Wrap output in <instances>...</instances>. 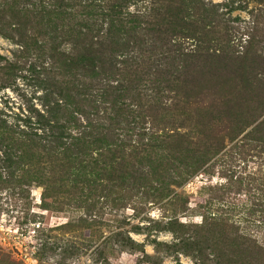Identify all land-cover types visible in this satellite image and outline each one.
I'll return each mask as SVG.
<instances>
[{
    "label": "rangeland",
    "instance_id": "1",
    "mask_svg": "<svg viewBox=\"0 0 264 264\" xmlns=\"http://www.w3.org/2000/svg\"><path fill=\"white\" fill-rule=\"evenodd\" d=\"M59 1L0 0V264H264V108L235 135L222 132L219 113L264 98V0H63L65 28L120 51L117 68L99 77L65 76L41 36L17 34V18L50 33L38 12ZM111 13L120 19L111 23ZM123 70L141 84L145 117L135 131L126 116L107 130L106 118L136 101L90 97L115 87ZM57 125L62 145L26 148L31 138L51 141ZM212 135L224 141L218 153ZM176 140H187L184 154L205 156L193 176L191 161L176 164L186 155L168 160ZM148 142L155 160L130 174L136 180L91 171L99 154L122 157Z\"/></svg>",
    "mask_w": 264,
    "mask_h": 264
},
{
    "label": "trees",
    "instance_id": "2",
    "mask_svg": "<svg viewBox=\"0 0 264 264\" xmlns=\"http://www.w3.org/2000/svg\"><path fill=\"white\" fill-rule=\"evenodd\" d=\"M49 5H50V11L48 12L39 11L38 13L40 16L44 13L45 16L43 17H46L47 23L48 25H50L47 28V29H50V33H47V32L45 33L41 30H36V29H31V30L28 29L26 27L27 23L26 24L22 23L20 19L17 18V16L20 17V15L18 13L16 14L14 13L13 17L17 18L16 20L19 21V22L17 21L16 23V25L19 26V28L16 29L17 34L21 36L22 38L24 36L28 37L29 39H31L33 43H35V40H36L35 35L41 36L43 38L42 39L43 42L45 43L43 45V48L49 49L50 51H52V54H56V55L60 54L61 55L60 59L63 61V63L67 64L65 66L66 67L65 70L67 72L65 76H69V77L73 76L75 73L74 71L82 70V69H85L86 74H89L92 77H97V76L99 77V76H105L106 74H111L114 71V69L117 68V65H116L117 64V54L119 55V52H120V51H117L115 47H113L114 41L113 40L107 41L110 44H106L107 42H104V41H95L93 34L89 31L75 29L74 27L71 28V30H69V27L65 28L66 26L64 27V25L61 24V20L65 19V16L62 17L63 15L62 10H67L66 4L63 3V0H60L59 3H54V4H49ZM24 15L25 14H22V16ZM110 16H111L110 17L111 23L114 21H118V19H120L119 16H118V19L113 18L112 13L110 14ZM35 18H38V16H35ZM172 23L173 22H170L169 25H171ZM75 33H78V36L74 37ZM53 34H60L61 37H54ZM109 34L110 32L107 31V36ZM58 38H62L64 40V46H65L64 51L61 50V46L63 43L57 42ZM68 38H70L69 41H68ZM122 74L124 78L120 82H118L115 87L113 86H110L108 88L104 87L100 89L101 92H98L96 96L95 94H93L90 97L94 98L95 101L97 100L99 101L100 99L103 102H107L104 100H107L110 96H113V94H115L116 100L119 98L121 99L129 98L131 101L132 100L136 101L137 103H135L136 104L135 110H131L129 105L127 106V108H123V107L115 108L114 107V115H108L106 118L108 122L107 130L112 128L117 122L119 123L121 117L126 116L127 117L126 121L127 122L129 121L127 126L130 125L131 130L135 131L137 128L139 129L140 127H137L131 123L133 122L136 124H140V122H142L145 117V113L143 112L144 106L140 103V99L142 98L140 94L141 84L137 81L136 79L137 77H133V75L130 73L129 70H123ZM67 84L69 83L66 82V85ZM55 85H56L55 82L50 83V86H49L50 94L48 97L52 96V93H53L52 87H54ZM152 88H153V84L151 85V89ZM194 89H196L194 85L188 86V91H193ZM185 95L187 98L189 97L187 94ZM147 98H148V95H147ZM50 99H48L49 100L48 102L51 101ZM241 101L242 102H240V104H238L237 107L225 108L224 110H221L219 112L221 115V118H223L221 120L223 124L222 132L224 128H225V131H227V133L230 132L234 135L237 134L239 131L241 132L246 126H249L251 123H253L252 121L249 122V117L251 115L252 117H255L258 109L261 108L262 110L264 108L263 107L264 98H262L260 102H257V105H254V103L248 104L246 99L241 100ZM180 102H183L182 103L184 105L183 110L189 108L188 102L181 99V100H178L177 103H180ZM113 105L116 106L117 103ZM174 107H176V105ZM152 109L154 110L156 114L158 109L157 108H152ZM50 110H51L50 111L51 116L52 117L55 116L57 111L54 110V108H51ZM55 121L58 124V119ZM46 125H49V123L46 122ZM59 126L61 125L52 127L54 132L49 136L51 137V141H47V143H45L43 142V140H34L31 138V140L33 141V144L31 145V147L26 145V148H29V150H32L33 152H38L40 150L45 151L50 143H52V145H58L59 147L60 145H62V141H63L64 134H65L64 131L62 130V126L61 127ZM259 126L261 127V129L264 130V123H261ZM102 130H103V127H102ZM212 133L215 134V130H213ZM257 133L259 134L261 133V131L258 128H257ZM103 136L104 135H102V137H97L94 143L105 142L106 137L105 136L103 137ZM77 139H75V146H77V144L78 145L85 144L84 143L85 140H83L82 138H77ZM82 140L84 142H81ZM149 141L154 142V137L150 138ZM186 143H187V140H182V141L176 140L174 143L170 142L172 147L169 149L168 160L171 161V159L174 157L173 154L177 151H178L177 153H179L181 156L186 155L182 158H179V159L175 158V159L178 160L176 161V164H180V165L184 164L185 166H186L187 161L188 162L191 161L194 167H193V170L187 171L188 177H190L196 174L197 170L201 169L202 165L205 162L203 161L205 156H203L200 159H197L198 157H200L199 154L202 153L200 148H198L196 151H193L191 156H189L188 154H184L185 150L182 151V148ZM149 144L150 142L140 143L136 145L137 147L134 146L132 148L131 153L123 154L122 157L119 155L115 157V155L117 154V149L109 151V152H116L115 154H110V155L108 154L100 155L99 154L96 158L92 160L91 164H89V166L92 167L91 171L94 172L95 174H100V171L102 170L107 171L106 168H110L111 170L105 173L111 174L112 172H115L116 174H118V177L120 176V178L118 179H121V180L123 179L127 180L129 177L136 180L137 177L130 176V174L135 175V173H137L138 171L144 172V167H145L144 165L146 163L151 162L149 161L150 159H152V161L155 160L154 156L156 155L158 146L157 147L152 146L151 148L152 151H151ZM221 144L224 145V141H222L221 138L219 139L218 146L214 143V135H212V137L208 139V142H207V145L209 149L211 150V152L216 151V153L219 152V146L221 147ZM181 145H182V148H181ZM216 146L217 148H215ZM110 147L111 145H109V141H108V146H106V148L110 149ZM119 152H122L121 149L119 150ZM151 152H154V156H151ZM207 152H209L208 149H207ZM119 158H120V162L114 163V161ZM200 161H203V162L199 163ZM137 167H141V168L137 169ZM242 239H245V238L243 237ZM195 244H199V241L197 242L195 241ZM244 245L245 244H243V246ZM228 247L231 248L229 244L228 246L226 244L225 249ZM255 247L256 246L254 245L253 249ZM246 248L247 247H245V249ZM257 248L259 251H264L262 247H257ZM241 252L243 253L244 250L242 249ZM221 262L223 263L224 261L221 260Z\"/></svg>",
    "mask_w": 264,
    "mask_h": 264
}]
</instances>
